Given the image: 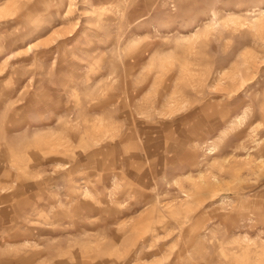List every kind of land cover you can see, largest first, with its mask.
I'll list each match as a JSON object with an SVG mask.
<instances>
[{
  "label": "rangeland",
  "instance_id": "1",
  "mask_svg": "<svg viewBox=\"0 0 264 264\" xmlns=\"http://www.w3.org/2000/svg\"><path fill=\"white\" fill-rule=\"evenodd\" d=\"M0 264H264V0H0Z\"/></svg>",
  "mask_w": 264,
  "mask_h": 264
}]
</instances>
